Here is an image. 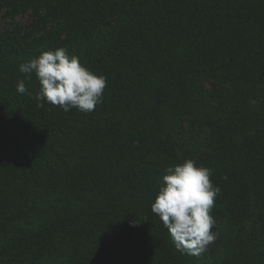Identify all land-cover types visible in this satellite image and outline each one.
Returning <instances> with one entry per match:
<instances>
[{
  "label": "trees",
  "instance_id": "16d2710c",
  "mask_svg": "<svg viewBox=\"0 0 264 264\" xmlns=\"http://www.w3.org/2000/svg\"><path fill=\"white\" fill-rule=\"evenodd\" d=\"M3 4L55 29L0 46V264H264V0ZM61 47L106 78L90 113L38 106L18 70ZM213 74L221 87L200 92ZM190 128L208 153L174 155ZM186 159L220 188L211 254L179 252L151 211Z\"/></svg>",
  "mask_w": 264,
  "mask_h": 264
},
{
  "label": "clouds",
  "instance_id": "9594fccd",
  "mask_svg": "<svg viewBox=\"0 0 264 264\" xmlns=\"http://www.w3.org/2000/svg\"><path fill=\"white\" fill-rule=\"evenodd\" d=\"M18 70L26 78L35 76L40 107L48 103L63 111L75 108L90 113L102 102L106 78L83 67L79 58L70 56L65 48L42 51L21 63ZM16 91L27 92L23 80L18 81ZM164 172L151 211L162 221L179 252L200 255L217 236L212 231L215 220L210 211L220 188L213 185L211 170L196 166L191 159L170 165Z\"/></svg>",
  "mask_w": 264,
  "mask_h": 264
},
{
  "label": "rangeland",
  "instance_id": "374dc122",
  "mask_svg": "<svg viewBox=\"0 0 264 264\" xmlns=\"http://www.w3.org/2000/svg\"><path fill=\"white\" fill-rule=\"evenodd\" d=\"M54 29L53 22L44 20L41 14L32 11L16 13L13 6L6 4L0 6V46L3 49L12 44L24 46L26 43L38 39L44 36L46 32ZM60 43L61 39H58L56 44L59 45ZM197 83L200 92H214V90L221 87V78L218 74L199 76ZM196 135H198L196 130L188 129V136L179 140L174 155L181 157L184 151L194 157L208 153V150L200 147L197 142L194 144L192 137H196ZM212 231L217 234L216 239L202 254H211L219 249L220 236L215 231V227Z\"/></svg>",
  "mask_w": 264,
  "mask_h": 264
}]
</instances>
